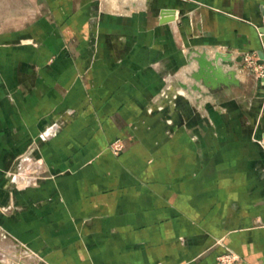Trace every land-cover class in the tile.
I'll use <instances>...</instances> for the list:
<instances>
[{"label":"crops","instance_id":"obj_1","mask_svg":"<svg viewBox=\"0 0 264 264\" xmlns=\"http://www.w3.org/2000/svg\"><path fill=\"white\" fill-rule=\"evenodd\" d=\"M263 5L0 0V264H264Z\"/></svg>","mask_w":264,"mask_h":264},{"label":"built area","instance_id":"obj_2","mask_svg":"<svg viewBox=\"0 0 264 264\" xmlns=\"http://www.w3.org/2000/svg\"><path fill=\"white\" fill-rule=\"evenodd\" d=\"M263 26H264V20H263ZM242 60L246 67L256 68L257 69L256 71L258 72L257 74L258 77L264 79V64L261 62V59L257 53L245 52L242 54ZM261 144H263L264 146V140H261ZM221 258L223 261L222 264H234V262L238 259V256L234 252H229L226 255H223V257Z\"/></svg>","mask_w":264,"mask_h":264},{"label":"rangeland","instance_id":"obj_3","mask_svg":"<svg viewBox=\"0 0 264 264\" xmlns=\"http://www.w3.org/2000/svg\"><path fill=\"white\" fill-rule=\"evenodd\" d=\"M244 67L247 68L248 70H250L252 73H254V74H256V75L258 74V72L256 71V70H257L256 68H248V67H246L245 65H244ZM179 91H180V92L182 91V93H180V92L176 93V94H175L176 99H178V98L182 97L184 94H186V92L183 90V88L180 89ZM183 93H184V94H183ZM182 94H183V95H182ZM124 148H125V142H124L122 139H120V138H119V139H116V140H114V141H112V142L110 143V145H109V149H110V151H111L114 155H116V156H119V155L123 152ZM229 252H232V251L225 252V253L221 254V255L218 257V261H219L220 264L223 263L221 257H223V255H226V254L229 253ZM237 256H238V255H237ZM220 258H221V259H220ZM238 260H239V256H238V259L234 262V264H235ZM20 264H25V263H20Z\"/></svg>","mask_w":264,"mask_h":264},{"label":"bare ground","instance_id":"obj_4","mask_svg":"<svg viewBox=\"0 0 264 264\" xmlns=\"http://www.w3.org/2000/svg\"><path fill=\"white\" fill-rule=\"evenodd\" d=\"M208 52V51H207ZM211 53V52H210ZM224 56V55H223ZM197 64H198V66H201V67H203V66H210V64H211V61L210 60H213L212 58H211V56L209 55V54H205V55H203V56H199V57H197ZM216 63V62H215ZM212 64H214V63H212ZM225 64L227 65V66H229V68H231V64H230V62H225ZM224 64V65H225ZM223 65V66H224ZM215 67H216V65H215ZM218 67V66H217ZM222 67V66H221ZM212 68V67H211ZM216 70V69H215ZM222 71V70H221ZM216 72V71H215ZM228 73V72H227ZM219 74V73H218ZM193 77L194 78H196V79H198L197 77H200V73L199 74H197V73H194L193 74ZM205 84V83H204ZM206 85V84H205ZM189 88H191V87H189ZM202 89V88H201ZM192 90V89H191ZM196 91V90H195ZM180 92V91H179ZM202 92H204V91H202ZM180 93H182V91L180 92ZM199 93V92H198ZM197 93V94H198ZM184 94V93H183ZM182 94V95H183ZM201 94V93H200ZM31 255V254H30Z\"/></svg>","mask_w":264,"mask_h":264}]
</instances>
